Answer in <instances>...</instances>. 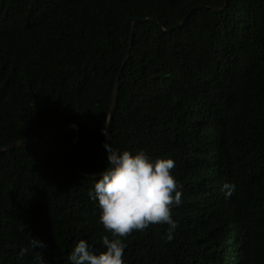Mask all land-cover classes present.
I'll return each instance as SVG.
<instances>
[{
    "label": "trees",
    "instance_id": "obj_1",
    "mask_svg": "<svg viewBox=\"0 0 264 264\" xmlns=\"http://www.w3.org/2000/svg\"><path fill=\"white\" fill-rule=\"evenodd\" d=\"M128 49L110 139L171 158L182 203L172 240L163 223L122 238L125 264H264V0H0V148L39 140L0 155V264L104 250L85 175Z\"/></svg>",
    "mask_w": 264,
    "mask_h": 264
},
{
    "label": "clouds",
    "instance_id": "obj_2",
    "mask_svg": "<svg viewBox=\"0 0 264 264\" xmlns=\"http://www.w3.org/2000/svg\"><path fill=\"white\" fill-rule=\"evenodd\" d=\"M102 144L106 164L88 191V198L99 209L98 221L109 235L101 236L104 250L93 251L85 239H79L67 259L70 264H125V243L122 238L133 230H144L150 224H167L165 239L170 241L177 222L172 209L180 206L181 184L171 173L174 161L166 157H152L144 149L118 150L108 136ZM235 185L221 186L225 198ZM31 248L43 249L38 238L30 239Z\"/></svg>",
    "mask_w": 264,
    "mask_h": 264
},
{
    "label": "water",
    "instance_id": "obj_3",
    "mask_svg": "<svg viewBox=\"0 0 264 264\" xmlns=\"http://www.w3.org/2000/svg\"><path fill=\"white\" fill-rule=\"evenodd\" d=\"M225 1V5H226V1L227 0H224ZM206 6H201V7H198V8H192L188 14L181 20L179 21L178 23H176L174 26H172L171 28H168V29H162V27L160 26V24L158 23L159 25V28L168 32V31H172L176 28H178L180 25H182L186 20H188V18L191 16V14L196 11L197 9H205ZM151 20V18H142V19H138V20H133L131 22V28H130V44H131V41H132V38H133V32H134V26L137 22H146V21H149ZM128 55H129V49H128V53L126 55V57L124 58V61L120 67V71H119V75L116 77L115 79V83H114V87H113V91H112V96H111V102H110V106H109V110H108V116H107V121H106V125H105V130L103 132V138L105 139L106 142H109L108 141V136H109V129H110V126H111V122H112V118H113V114H114V110H115V106H116V95H117V88H118V81H119V77L120 75L122 74V71H123V68H124V65L126 63V60L128 58ZM69 128H74L76 129V131L78 132L79 130V127L76 125V124H70V125H67V126H64L63 128H61L57 133H60V132H63ZM77 134H75V136L71 139V144L74 142V140L77 138ZM110 138V136H109ZM112 141V140H111ZM36 142H39V140H33V141H23V142H16V143H12L10 145H7L3 148H0V155L5 153L6 151L12 149V148H15V147H21V146H26V145H29V144H32V143H36ZM113 143V142H112ZM114 145V144H113ZM71 153V152H70ZM72 166L73 168L76 170V172H78L79 174H81L75 164L74 161H72ZM99 174H86L85 176L88 177V178H97Z\"/></svg>",
    "mask_w": 264,
    "mask_h": 264
}]
</instances>
